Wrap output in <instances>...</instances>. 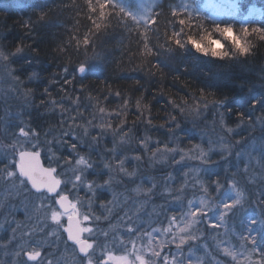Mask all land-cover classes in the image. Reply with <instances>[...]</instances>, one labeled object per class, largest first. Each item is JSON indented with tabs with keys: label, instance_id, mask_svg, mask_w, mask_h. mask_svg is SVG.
I'll list each match as a JSON object with an SVG mask.
<instances>
[{
	"label": "trees",
	"instance_id": "trees-1",
	"mask_svg": "<svg viewBox=\"0 0 264 264\" xmlns=\"http://www.w3.org/2000/svg\"><path fill=\"white\" fill-rule=\"evenodd\" d=\"M121 1L109 0L105 9L107 16L101 20L98 10L93 13L87 7L89 0H0V52L7 56L9 80L21 85L22 95L32 90L26 105V116L32 128L41 132L56 127L59 113L47 111L50 101L71 105L77 99L81 115L93 120L101 117L97 104L108 113L117 110L118 115L103 116L105 125L111 120L114 128L125 118L119 106L124 98H130L128 127L124 131L129 128L131 131L129 142L122 144L121 149L134 157L144 155L136 145L137 138L145 134L164 143L175 129L174 135L189 143L198 131L207 129L209 122L221 120L227 127L253 128L255 121V131L256 123L264 125V0H237L241 11L251 6L261 10V18L247 26L238 18L211 19L197 13V0H191L195 5L193 9L181 7V0H158L149 21L144 23L120 8ZM90 2L98 9L97 0ZM180 18L185 20L183 25L177 22ZM94 22L102 23L103 27L97 31ZM216 26L234 29L235 39L230 40L227 35L225 38L239 55L213 57L193 51L187 44V36L199 39V33L205 28L216 29ZM174 32L181 46L169 39ZM86 33L90 43L78 44ZM213 40L215 38H207L201 43L212 46ZM148 48L152 49L150 53ZM240 49H247V55ZM218 50L225 53L222 47ZM81 65L83 72L78 70ZM140 97H143L141 107L148 105L142 116L135 107ZM23 98L25 100L24 95ZM9 100L15 103L17 99L11 96ZM179 108H183V113ZM237 113H243V117H238ZM171 116L176 121L170 124ZM149 117L155 127L147 124ZM162 124L165 127H160ZM101 132L96 136L95 149L111 148L114 140L111 132ZM144 162L147 163L146 157L139 165L145 167ZM259 215L264 217L262 212ZM246 226L247 223L236 224L238 240L230 245L244 249L264 264L261 231L255 234L251 231L244 236L243 246L237 244L242 239L241 229ZM173 247L175 245L168 246ZM180 247L187 252L192 244ZM205 248L213 247L205 244ZM203 260L202 264L208 262L207 258ZM253 263L259 264L255 260Z\"/></svg>",
	"mask_w": 264,
	"mask_h": 264
},
{
	"label": "rangeland",
	"instance_id": "rangeland-1",
	"mask_svg": "<svg viewBox=\"0 0 264 264\" xmlns=\"http://www.w3.org/2000/svg\"><path fill=\"white\" fill-rule=\"evenodd\" d=\"M157 1L158 0H122L119 6L124 9V11L131 14L132 17H135L136 20L145 23L149 21ZM234 2L238 3L237 0H197L198 7L196 6L195 10L197 13H203L211 19H222L226 17L238 18L243 26L255 24V22L261 18V10L255 6H251L247 11H241L239 14H233L231 5ZM180 4L183 8L193 9V6L195 7L191 0H181ZM250 11L252 13L251 16H249ZM227 37H229L230 40L235 39L234 34ZM212 46L218 47L215 44V40L212 41ZM8 69L9 64L7 62V56L0 52V264H88L89 256L80 257L77 255L75 245L65 239L63 230L67 222L66 216L61 217V226L58 230H56L55 223L50 219V208L47 210V222L45 223L41 219L45 215V212L44 210L38 212L37 208L41 203L48 205L50 201L44 200L41 202L33 195L35 192L29 188L26 182L24 184L21 183L22 180H25L19 176L16 168V154L20 150H35L41 152V156L48 167L57 168V166H59V172L64 173L67 165L64 164L63 161L67 159L72 160L74 163V154L69 150L68 144L57 143L53 140V137L62 133L63 129L71 127L72 132L85 140L84 145L78 148L80 154L86 155L90 151L91 159L95 162V168L90 170L91 174L87 179H95L97 183H102L104 179L108 178L107 170L102 167V157L107 158L108 156L110 157L111 154H108L104 149L96 150L94 146L96 143L89 150V145L93 144L92 134L96 137L98 134L102 133L99 125H105V119L99 116L95 120L92 119L93 123L89 136L85 138L83 137L82 128L77 125L85 123L90 118L81 115L80 109L77 108L76 103L71 105L65 103L66 105L63 104V106L65 109H68V111L61 112L58 106L53 111L59 113L56 117V127L44 129L40 132L30 125L34 131L39 133L41 147L33 149L31 146L21 147L17 144L15 151H13L12 146L16 143V137L20 135L19 127L23 126L19 124L16 115L20 113V119L25 122H28V117L26 116L27 104L24 103L25 100L21 94L24 89L18 82H14L12 79L9 80ZM78 70H80V67ZM11 96H16L17 100H14L15 103H11L12 101L9 100ZM51 106L50 103L47 105L48 108ZM75 114H77L78 119L71 122L70 118ZM62 120L64 121L63 126H61ZM219 121L216 123L209 122L207 129L196 133L193 142L189 140V143H185L184 138L179 136L175 137L179 138L180 147L185 150L197 144L207 150L209 147V139L218 141L222 136L225 138V142L232 145V150L228 154L229 159L227 161L220 160L219 153H213L210 156L206 165L203 166V176L201 178L206 179L210 177L213 181L220 180L221 189L217 191L213 187L208 194L213 200L220 197L223 200H229V203H231L232 199L235 198L236 190L243 193L241 204L234 210V214L230 215L224 224L217 225V213L213 212L203 223L194 224L185 232L180 233V235L186 237L184 244H192L189 251L183 252L182 247H179V249L177 248V244L179 243L178 236L171 244L167 243V241L173 240L172 234L184 228V222L181 221L179 217H181L184 212L189 211L187 207L189 200L193 201V207L190 210L195 211L201 193L193 190L191 186H189L187 191L184 192L180 198L183 201V206L180 200L176 199L175 194L167 198L153 196L151 202L145 205L138 213L133 199L143 200L146 198H136L134 194L129 191L127 195L132 199H129L126 204L121 205V207L113 213L110 221L101 220L99 222V227L105 230L109 229L110 223L120 224L121 227L115 232H109L107 239L111 241L113 235H118L120 239L128 240L127 246L122 247L116 244H110L106 248L104 236L96 235L89 237L88 234H84V238L93 245V248L89 249V253L92 254L90 257L92 264H114V261L109 259L110 255L113 257L127 255L131 264H139V262L135 260V256L137 255L143 256L146 264H152L153 261H156L157 264H164L165 256L168 258V264H180L181 260L183 264H202L201 262L204 261L203 259L205 258H207L208 261L206 264H217V262H219V264H255L253 263L254 260L256 263L263 264L260 259H253L256 258V256H251V254L244 251V249L237 247L233 248V245L230 244H235L238 240L236 224L241 225V223H247V226L241 229L239 234V236L241 235L240 238L244 239L246 234L251 231H254L255 234L258 230L264 235V225L260 223L261 219H264V217L259 215L261 212L264 213V204L259 203L258 198V193H260V197H264V125L256 123L257 130L255 131L253 129L255 128L254 121L252 124L253 128H241V125H237L236 127H229L233 131L228 133L226 132L227 126H222L223 121H221V123H219ZM202 133L206 134L203 138L201 137ZM65 139L69 144L75 143V140L71 139L70 136L65 137ZM127 139L129 140V138ZM45 140H53L50 147L57 153V156L60 157L59 160H55L51 164H49L47 153L49 145L45 143ZM152 140L157 141L155 139ZM33 143H35V141H33ZM165 143H167L168 147L176 146L175 140L169 143L168 136L164 143L160 142L158 145L153 144L148 155H151V151L156 147L163 148ZM119 146L120 151L117 153L118 159L123 155L131 157L125 152L127 150L123 151V149H121L122 144ZM42 148H44L45 151H42ZM237 153H240V155L237 156ZM175 159L179 160V156H176ZM157 160H159V157H157ZM218 160H220L218 165L213 163ZM130 161L131 159L128 160L126 167L131 171L132 168L137 165L135 163L136 161ZM190 163L197 164L198 162L192 161ZM225 163L229 165L227 182L225 181L224 173ZM143 165H145V167L139 165V169L141 178L144 179V187L151 186L148 183L147 177H156L157 181L162 185L163 180L161 177L168 176L171 173L175 179L169 186L173 189H179L181 184H183L182 174L189 171V162L174 163L171 159L168 160L167 165H160L157 163L155 169L149 166L148 160L147 163L144 162ZM208 165H210V167ZM9 172L12 173V176L8 175ZM234 173L235 175H233ZM71 175L70 172H67L65 175H57L63 185L61 194L68 195L72 202H75L77 196L87 201L91 194L86 193L83 188H80L78 192H72L70 194L73 185L65 182ZM136 183H140L139 179H137ZM136 183H130L125 180L123 185L116 187V191H124L125 186L131 189L136 186ZM234 183L235 188L233 187ZM58 191H60V189H58ZM159 191H161V189L158 188L157 192ZM50 196L53 197V201L51 202L53 207L57 211H61L58 205L54 204V200L57 199L58 196L55 194ZM98 196L99 198L95 201L96 207L94 208V212L97 215H102L103 213L99 208V204L111 200L112 196L103 189L98 190ZM246 198L249 200L246 201ZM122 199L123 197H121V200ZM153 205L164 206L165 210L162 211V209L158 207L154 213ZM125 213L128 217H131L133 221H135L137 216H139L142 221L151 219L152 222L150 225L147 227L142 225L140 228V233H152L151 238L144 236L142 239H137L136 237L139 233L135 232H133L131 238H129V233L126 229L131 227V225L127 223L126 219H118L119 217L125 216ZM149 213H152L151 218L148 215ZM246 216H248L249 222ZM168 218H176V222L171 225V233L153 231L154 229L162 230L163 228L169 227ZM245 220H247V222L244 223L243 221ZM84 226L91 227L93 225L87 224ZM149 239H151V242H149ZM162 241L164 242L163 247L160 246ZM205 244H212L213 248L211 250H213V252L211 250H206ZM237 244H241V242ZM243 244H245V242ZM243 244L240 246H243ZM133 245H135V249ZM169 245H175V247L168 248ZM225 248H227L229 252L234 253V256L224 252ZM33 249L39 250L41 252V257L36 262H29L25 259L24 254ZM155 252H160L162 255L156 257L153 255ZM254 254H256L255 251ZM218 255L220 256L217 257Z\"/></svg>",
	"mask_w": 264,
	"mask_h": 264
},
{
	"label": "snow or ice",
	"instance_id": "snow-or-ice-1",
	"mask_svg": "<svg viewBox=\"0 0 264 264\" xmlns=\"http://www.w3.org/2000/svg\"><path fill=\"white\" fill-rule=\"evenodd\" d=\"M109 0H97L98 9L97 6L93 5L90 0L87 5V7L90 9L91 12L95 13L97 10L99 11V18L101 20L105 19L107 16V13L105 12L106 7H108ZM241 4L234 2L231 5L232 13L233 14H239L241 12ZM175 15L179 16V14L174 13ZM131 16V14H129ZM251 11L249 12V16H251ZM135 20L136 18L133 17ZM181 25L185 23V20L180 18L177 21ZM95 23V22H94ZM103 27L102 23H95V29L98 31ZM233 28L230 26H216V31L219 32L224 38L227 36L233 35ZM207 38H213L211 34H207L204 36V40ZM169 39L174 42L177 46H181V41L179 39H176V33L174 32ZM201 39H197L192 35L187 36L186 42L190 46H192L196 51L201 52L203 54H211L213 57L222 58L225 53L223 51H219L218 48L223 47L222 44H220L219 39H215V44L218 47H212V46H205L201 43ZM77 43H82L83 45L87 46L90 43L89 35L86 33L84 38L82 40H78ZM19 51V47L17 48ZM152 49L148 48V52L150 53ZM241 53H245L247 49H240ZM81 72L84 70V66H80ZM70 81H65V83H69ZM22 83V82H21ZM31 91L29 90L26 93H23L25 96V104L30 101L31 97ZM45 93L48 94V89L45 88ZM203 95V92L201 93ZM116 96L119 97L120 93L117 92ZM91 99V98H89ZM143 100V97L137 98L135 107L138 112L141 113L140 116H142V112L144 109L148 108V105L144 104L143 108L141 107V102ZM79 100H74L73 103H78ZM51 107L48 108V112L51 113L55 110V108L58 106L59 110L61 112L68 111V109H65L62 104H59L57 101L53 100L50 101ZM129 104H130V98H124V103L119 106L120 109L124 110V117L120 119V123L115 125L113 128V123L111 120H108L107 125L100 124L99 127L102 131L105 132H111L114 140L111 148H105L106 152H109L111 155L108 158H103V164L102 167L107 170V179H104L102 183H97V181L94 180H88L87 177L91 174L92 169L95 168V162L91 159L90 151L86 155H81L80 151L78 150L79 146L84 145L85 140L79 136H77L74 132L71 131V127L68 129H63L62 133H59L57 136L53 137V140H55L57 143L62 144H68L69 150L74 154L73 160H67L65 159L63 161L64 164L67 165L65 168L64 173L59 172V166L57 168H53L51 166L49 167H43L41 164V152H37L35 150L32 151H20L19 152V162L16 164V167L19 169V175L20 177H24L27 179L28 182H31V187L33 189H36V193L33 195L36 196L37 199H39L41 202L44 200L50 201L48 205H44L41 203L37 211L44 210L45 215L41 218L45 223L48 219V212L47 210L51 209V215L50 219L53 221L56 225V230H58L61 226V217L66 216L67 217V223L68 226L65 229L67 232V238L70 241H74L76 245L79 246L80 253L87 254L89 256L88 264H92L91 262V253H89V249L93 248V245L89 243L87 239H82V234H88L89 237H93L96 235H102L105 237V247L107 248L110 244H116L118 246L126 247L128 240L126 239H120L118 235H113L112 240L109 241L107 239L109 232H115L118 228L121 227L120 224H109V229H101L99 227V222L101 220L104 221H110V218L112 217L113 213L121 207V205L126 204L129 199H132L127 195V193L130 191L134 194V197H145L146 199L140 200V199H133V203L136 204L137 212L139 213L141 209L151 202V199L153 196H159L161 198H167L170 195H176V199L180 200L181 205L183 206V201L181 198L182 194L187 191L188 187L191 186V188L195 191H199L201 193L199 199H198V206H196L195 211H191L190 209L193 207V201H188V209L189 211L184 212L179 219L184 222V228H181L178 230L177 233H173V240H168L167 243L171 244L174 242L175 238L179 237V243L177 244V248L179 249L180 245L185 243L186 237L183 235H180V233L185 232L189 227H191L194 224H201L205 221V219L209 218L210 215L215 212L217 225L224 224L226 220L230 217V215L234 214V210L237 208L238 205L241 204V200L243 198V193L239 190L235 191V198L232 199L231 203H223L222 200H219L217 198L218 202H214L210 197L209 193L214 187L217 191L221 189V182L220 180H211L210 177H207L206 179H202V169L203 166L206 165L207 160L210 158V156L213 153H219L220 160L227 161L229 159V153L232 150V145L228 142H225V138L222 136L219 138L218 141H212L211 139L208 140L209 147L207 150H205L201 145H193L188 150H185L180 147V140L178 137H175V129H172L169 133V143H171L173 140L176 141L175 147H168L167 143H165L164 147H156L153 151H151V155H148L149 150L152 148L153 144H160V141H153L152 138L148 135H144L143 137H138L137 147L140 149V152L142 151L144 155H135L134 157H129L127 155L121 156L119 159L117 158V153L120 151L119 145L120 144H126L129 142L127 139L129 137V132L131 129L127 132L124 131L125 127H128L126 116L128 114L129 110ZM253 105H255V102H253ZM98 106V111L101 114V117L105 114L110 115H118L117 110H114L111 113H108L106 111L105 107L99 106V104L95 105ZM199 108V105H197V109ZM179 111L183 113V108H179ZM138 116V118L140 117ZM238 117H243V113H237ZM16 118L19 120V124L23 125L19 127L20 135L16 137V143L12 146L13 151H15V148L17 144H19L21 147L24 146H31L33 149L40 146V136L39 133L34 131L30 127V122H25L22 119H20V113H17ZM94 118V117H93ZM78 119L77 114L72 116L70 118V121H76ZM258 120L262 119L261 117L257 118ZM176 121V118L174 116H171L169 123H174ZM70 122V125H71ZM64 121H61V126H63ZM92 119H88L85 123L78 124L77 126L82 128L83 137H88L91 126H92ZM135 123V122H134ZM147 124H149L151 127H155V125H151V118L147 120ZM225 125L224 122H222V126ZM160 127H165V125H160ZM27 129V130H26ZM6 131V129H5ZM233 130L229 127L226 128V132L231 133ZM15 135V134H13ZM47 135V133H46ZM206 134H201V137L203 138ZM70 136L71 139L75 140V143H68L65 137ZM98 137H93V144L89 145V150L91 147L96 143V140ZM53 140H45V143L49 145L47 149L48 153V161L49 164L54 162L55 160H59L60 157L57 156V153L52 150L50 145L52 144ZM35 141V143H33ZM42 151H45L44 148L41 149ZM11 154V153H9ZM240 153H237V156H239ZM179 156V160H176L175 157ZM149 161V166L151 168L156 167L157 163L160 165H167L168 160L171 159L174 161V163H185L189 162V171L184 172L182 174L183 178V184H181L179 189H173L169 185L172 183V181L175 179V177L172 176L170 173L168 176L161 177L163 180V184L161 185L156 177H147L148 183L151 185L150 187H144V179L141 178L140 175V169L139 164L142 163L145 159ZM157 157H159V160H157ZM133 159L137 162V166L133 167L130 171L126 164L129 159ZM220 160L214 161L213 163L219 164ZM197 161V164H191L190 162ZM250 162V159H249ZM210 167V165H208ZM229 170V165L225 163L224 165V173H225V181H228L227 172ZM67 172H70L72 175L68 178V180L65 183H71L73 185L72 190L70 191V194L72 192H78L80 188H83L86 193H90L91 195L85 201L83 198H80L79 196L76 197L75 202L69 201L68 195L61 194L63 191V185L62 181L60 179H57V175H65ZM9 176H12V173H8ZM235 175V173L233 174ZM137 179H139L140 183H136ZM127 180L130 183H136V186L129 189L126 186L124 187V191L118 192L116 191L117 186L123 185V182ZM210 181V182H209ZM22 184L25 183V181H21ZM238 183V182H236ZM233 187L235 188V183L233 184ZM58 188L60 191H58ZM161 189V191L157 192V189ZM106 190L109 192L112 196L111 200H108L107 202H101L99 204V208L102 210V215H97L94 212V208L96 207L95 201L99 198L98 196V190ZM46 190V191H41ZM47 194H55L58 196V199L54 200V204L59 205V208L61 211H57L53 204L51 203L53 201V197L47 195ZM121 197L123 199L121 200ZM259 203L264 204V197H260V193H258ZM220 204H222V208L220 207ZM161 208L162 211L165 210L164 206H156L153 205V212L155 213L157 208ZM86 209V210H85ZM206 210V211H205ZM151 218L152 213L148 214ZM119 220H127V223L131 225V227L127 228L126 231L129 233V238H131V234L133 232L139 233V235L136 237L137 239H142L144 236H147L151 238L152 233L145 232L140 233V228L143 225L144 227H147L152 222L151 219L148 221H142L139 216L136 217L135 221L131 217H128L125 213V216L119 217ZM176 222V218H168L169 227L163 228L162 230L154 229L153 231H161L162 233H171V225ZM260 223L264 225V219H261ZM87 224H91L93 226H84ZM215 227V226H212ZM51 235V233H50ZM255 237H253V241L255 242ZM149 242H151V239H149ZM219 243V242H218ZM244 243L243 238L241 239V244ZM161 247L164 246V242H161ZM253 247L255 248V243L253 244ZM133 248L135 249V245H133ZM224 252L228 253V255L234 256V253L229 252L227 248L224 249ZM154 256L160 257L162 253L155 252L153 253ZM262 261H264V252H261ZM41 257V252L37 249H33L29 252H27V258L29 261H37L38 258ZM109 259L114 261V264H131L129 257L127 255L119 256V257H113L109 256ZM135 260L139 262V264H146L145 259L143 256L137 255L135 256ZM152 264H157L156 261H153ZM164 264H168V258L164 257ZM180 264H183V261H180ZM219 264V262H217Z\"/></svg>",
	"mask_w": 264,
	"mask_h": 264
},
{
	"label": "clouds",
	"instance_id": "clouds-1",
	"mask_svg": "<svg viewBox=\"0 0 264 264\" xmlns=\"http://www.w3.org/2000/svg\"><path fill=\"white\" fill-rule=\"evenodd\" d=\"M207 34H211V36L215 39H219L220 41H223V50H225V54L226 55H239V52L238 50L236 49H233L232 48V45H231V42L228 41L226 38H224L219 32L216 31L215 27L212 28V29H208V28H205L202 32L199 33L198 35V38L201 39L202 41H204V36L207 35ZM193 51H195V49H193ZM205 55H210L209 54H205ZM245 55H247V53H245ZM29 90H27L28 92Z\"/></svg>",
	"mask_w": 264,
	"mask_h": 264
},
{
	"label": "water",
	"instance_id": "water-1",
	"mask_svg": "<svg viewBox=\"0 0 264 264\" xmlns=\"http://www.w3.org/2000/svg\"><path fill=\"white\" fill-rule=\"evenodd\" d=\"M20 151H32V150H20ZM19 151V152H20ZM19 152L16 154V161H17V163L19 162ZM38 152V151H37ZM41 164H42V166L43 167H48L47 165H45V163H44V161H43V158H42V156H41ZM17 168V170H18V173H19V169H18V167H16ZM20 176V175H19ZM24 180H25V182L28 184V186H29V188L33 191V192H35L36 193V189H33L32 187H31V182H28L27 181V179L26 178H24V177H22ZM57 179H59V177L57 176ZM59 189V188H58ZM41 191H46V190H41ZM47 195H53V194H47ZM58 199V198H57ZM69 201H70V199H69ZM58 207H59V205H58ZM67 226H68V223L66 222V225H65V227H64V230H63V232H64V234H65V239H66V241H68V242H70V243H75L74 241H70V240H68V238H67V232L65 231V229L67 228ZM82 239H84L83 238V234H82ZM75 248H76V251H77V253H78V255L79 256H86V254H84V253H80V251H79V246L78 245H76L75 244ZM24 257H25V259L27 260V261H29L28 260V258H27V252L24 254Z\"/></svg>",
	"mask_w": 264,
	"mask_h": 264
}]
</instances>
